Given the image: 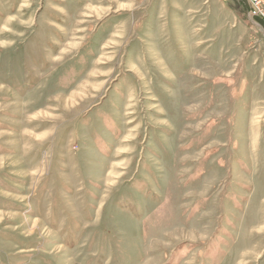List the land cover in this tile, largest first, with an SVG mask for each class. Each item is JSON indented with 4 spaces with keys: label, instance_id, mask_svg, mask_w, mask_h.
Listing matches in <instances>:
<instances>
[{
    "label": "rangeland",
    "instance_id": "rangeland-1",
    "mask_svg": "<svg viewBox=\"0 0 264 264\" xmlns=\"http://www.w3.org/2000/svg\"><path fill=\"white\" fill-rule=\"evenodd\" d=\"M0 264H264V0H0Z\"/></svg>",
    "mask_w": 264,
    "mask_h": 264
},
{
    "label": "built area",
    "instance_id": "built-area-1",
    "mask_svg": "<svg viewBox=\"0 0 264 264\" xmlns=\"http://www.w3.org/2000/svg\"><path fill=\"white\" fill-rule=\"evenodd\" d=\"M258 5H261L262 4V0H250Z\"/></svg>",
    "mask_w": 264,
    "mask_h": 264
}]
</instances>
